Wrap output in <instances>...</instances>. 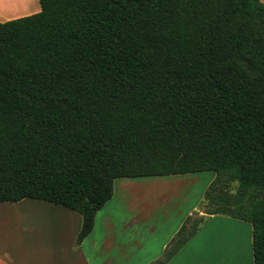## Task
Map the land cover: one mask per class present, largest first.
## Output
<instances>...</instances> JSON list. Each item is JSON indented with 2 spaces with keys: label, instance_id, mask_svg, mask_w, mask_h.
Returning <instances> with one entry per match:
<instances>
[{
  "label": "trees",
  "instance_id": "16d2710c",
  "mask_svg": "<svg viewBox=\"0 0 264 264\" xmlns=\"http://www.w3.org/2000/svg\"><path fill=\"white\" fill-rule=\"evenodd\" d=\"M38 2L0 22V202L78 213L79 244L117 179L213 172L205 215L249 222L264 264L261 0Z\"/></svg>",
  "mask_w": 264,
  "mask_h": 264
},
{
  "label": "crops",
  "instance_id": "0c3cea01",
  "mask_svg": "<svg viewBox=\"0 0 264 264\" xmlns=\"http://www.w3.org/2000/svg\"><path fill=\"white\" fill-rule=\"evenodd\" d=\"M33 1L35 2V0L30 2V9ZM30 9L29 12L15 16L0 17V22L36 13L40 6L32 11ZM119 180L114 183L119 184V188L123 190L134 184L131 181H124L127 179L121 182ZM118 200L123 201V207L129 208L123 209L121 215L117 211ZM0 204H3L0 208V217L10 213L9 217L14 218H9L8 222L13 221L14 232L16 233L19 228V234L0 239V264H129L132 258L131 248L142 243L138 238H133L137 235L142 236L141 226L146 224L149 232L155 229L151 223L150 212L135 209L134 202L131 199L124 200L121 193L117 194L116 187L113 189L111 199L96 213L92 231L79 244L76 243V237L81 228L82 218L78 213L54 203L28 198ZM194 209L195 206L192 210ZM189 215L190 212L187 213V216ZM213 216L215 215H209ZM182 223L181 221L178 228L172 232L167 242L162 244V250ZM43 231H47L48 234L45 236ZM183 248L172 257L175 264H181ZM157 257L158 254L142 264H151Z\"/></svg>",
  "mask_w": 264,
  "mask_h": 264
},
{
  "label": "rangeland",
  "instance_id": "374dc122",
  "mask_svg": "<svg viewBox=\"0 0 264 264\" xmlns=\"http://www.w3.org/2000/svg\"><path fill=\"white\" fill-rule=\"evenodd\" d=\"M30 2L32 0H23L25 9L19 13L29 12ZM261 2L264 4V0H261ZM33 3L31 11L39 8L38 1L35 0ZM0 11V13H7L9 10L8 8H3ZM0 17H5V15L0 14ZM213 178V172H199L176 176L127 179L124 181H131L134 184L124 190L119 188V184L114 183L117 194L120 195L121 193L124 200L131 199L134 202L133 207L135 209L141 212L144 210L148 213L150 212L151 223L155 226L154 231L149 232L147 227H145L146 224L142 225V236L133 235L135 236L133 238H138V241L142 243L138 245L139 248L136 245L131 248L132 258L129 264H142L157 254L156 260L160 259L166 248L162 250V244L167 242L172 232L178 228L180 222H183L188 217V212L191 214L189 216L194 219L205 215L207 200L204 199V194ZM121 181L123 179L119 180V182ZM143 183L149 184L142 185ZM231 192L233 193L234 190H231ZM116 203L118 205L117 211L120 215L123 209H129L128 207H123L122 200H118ZM2 205L0 204V208ZM194 206L196 209L192 210ZM9 216L10 213L0 217V239L12 234H19V228L16 233L14 232L13 221L8 222V219L14 218V216ZM239 233L241 235L237 237ZM232 235L235 236L234 241L227 245ZM1 241L3 242V240ZM169 242L166 246H168ZM232 245L234 246L231 247ZM183 247L184 256L181 264H227L229 261V264H249L247 262L248 259L250 264H253L251 224L226 215L217 214L213 217L205 215L202 224ZM168 262L170 264L176 263L172 261V258Z\"/></svg>",
  "mask_w": 264,
  "mask_h": 264
},
{
  "label": "bare ground",
  "instance_id": "6f19581e",
  "mask_svg": "<svg viewBox=\"0 0 264 264\" xmlns=\"http://www.w3.org/2000/svg\"><path fill=\"white\" fill-rule=\"evenodd\" d=\"M3 8H8V10L9 11H7V13H0L1 15H5V16H12V15H15V14H17V13H19V12H21V11H24V9H25V6L23 5V0H0V10L1 9H3ZM1 12V11H0ZM17 208H18V206H16ZM20 208H21V206H20ZM19 209V208H18ZM39 211H40V209H39ZM34 212V211H33ZM36 212V211H35ZM49 214L50 215H53L51 212H49ZM29 215V214H28ZM34 215H35V213H34ZM47 217H48V215H47ZM45 218V217H44ZM49 218V217H48ZM42 219V218H41ZM1 220V219H0ZM5 221V220H4ZM38 221V220H37ZM48 221H50V220H48ZM62 229H63V226H61V231H62ZM44 230V229H43ZM67 230V229H66ZM66 230H64V231H66ZM44 232V234H45V236L48 234H46V232L45 231H43ZM49 232V231H48ZM239 235H241V233H239V234H237V237L239 236ZM243 235V234H242ZM233 236V237H232ZM231 236V239L229 240V243L227 244V245H230L231 243H233V241H234V238H235V236L234 235H232ZM242 237V236H241ZM245 238H246V236H245ZM232 240V241H231ZM240 240V239H239ZM238 240V241H239ZM244 241V240H243ZM234 245H232L231 247H233ZM231 247H230V249H231ZM242 248V247H241ZM229 249V250H230ZM248 254V253H247ZM235 255V254H234ZM237 257V256H236ZM235 257V258H236ZM247 258V257H246ZM239 260H240V258H239ZM242 261H243V259H242ZM227 262V261H226ZM247 262L250 264V262H249V259L247 260ZM230 263V261L227 263V264H229ZM241 264V263H240Z\"/></svg>",
  "mask_w": 264,
  "mask_h": 264
}]
</instances>
